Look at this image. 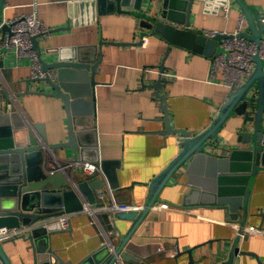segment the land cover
I'll return each mask as SVG.
<instances>
[{
	"label": "crops",
	"instance_id": "1",
	"mask_svg": "<svg viewBox=\"0 0 264 264\" xmlns=\"http://www.w3.org/2000/svg\"><path fill=\"white\" fill-rule=\"evenodd\" d=\"M84 1L6 0L4 17L30 14L36 4L38 16L51 30L71 27L40 39L42 57L46 60L53 57L47 48L94 47L113 41L128 45L104 44L102 47L103 58L95 77L96 129L95 132L90 130L89 138L93 142L96 138L102 159L120 161L116 171L119 188L113 192L117 202L142 207L149 194L148 185L179 154L184 139L181 134L165 137L159 133L165 129L164 112L161 101L156 99L157 90L151 85L156 84L160 76L156 72L145 77L143 70L156 68L161 71L160 67L164 66L163 73L172 74L167 80L163 79L166 84L160 94L166 97L172 128L188 130L192 135L203 132L213 123L230 92L218 81H210L211 58L186 48L169 46L159 35L141 28L140 19L133 13L97 15L94 21L87 23V12L82 8ZM244 1L259 16L264 13V0ZM148 2L145 1L144 7ZM156 4L158 0L154 2V9ZM212 10L206 13L202 2L196 5L191 29L199 33L237 32L244 14L235 0H228L227 7L220 6L217 12ZM84 20L86 23L81 22ZM246 25L245 17L243 28ZM142 36L147 40L145 46L141 43ZM0 65L3 70L0 82L14 97L13 109L18 110L29 125L44 124L50 143L66 141V112L61 100L36 94L16 97L26 90L27 80L32 79L31 59L27 56L18 58L16 52L8 50ZM30 87L33 91L44 88L42 84L35 83ZM242 125L243 117L231 119L222 129L216 145L240 147L238 131ZM216 152L222 155V152ZM93 154L90 152L81 160L96 163ZM54 156L61 163L74 161L69 149H63ZM76 170L79 171L78 168ZM187 177L180 174L165 188L161 201L153 206L128 242L127 249L144 259L146 264L221 262L239 235L240 224L229 220L225 208L182 205L183 197L190 189L184 185ZM251 185L250 216L246 227L251 236L244 240L242 235L240 249L241 252L256 254L264 263V227L257 232L255 228L260 226L261 218L253 217L264 212V170L258 173ZM97 200L100 203L101 200ZM105 201L107 204L109 199ZM131 226V222L117 219L114 213L107 211L98 215L95 224L90 214L82 211L65 221L63 227L66 231L53 235L51 243L65 261L78 263L102 246L105 233L113 234V243L119 246L122 235ZM5 247L13 264H35L33 248L28 242L17 239ZM190 250L191 254L188 253ZM236 264L259 262L251 255H240Z\"/></svg>",
	"mask_w": 264,
	"mask_h": 264
},
{
	"label": "water",
	"instance_id": "2",
	"mask_svg": "<svg viewBox=\"0 0 264 264\" xmlns=\"http://www.w3.org/2000/svg\"><path fill=\"white\" fill-rule=\"evenodd\" d=\"M145 1L85 0L82 8L87 12L86 15L83 12L87 16V23L94 21L97 15L133 13L140 19L141 28L159 35L169 46L186 48L209 58L223 51L220 46L223 39L234 37L232 34L219 33L215 38H210L204 32L191 29L196 5L202 2L206 13L211 12V9L217 12L220 6L228 5L227 0H158L155 9L156 0H149L147 7H144ZM235 1L247 19V25L239 36L260 43L264 38V25L260 16L244 0ZM5 5L6 0H0V25L4 20ZM70 29L68 25L52 29L51 33ZM8 30V26L3 27L4 32ZM32 43L38 52L45 76L42 79H28L26 90L16 97L36 94L61 100L66 112L67 140L50 143L44 124L26 123L20 112L13 109L11 95L0 82V228L26 227L52 216L80 213L84 201L92 207L100 206L97 199L105 193L107 187L113 192L119 188L116 171L120 161L102 159L96 138L93 142L89 134L96 129L95 77L103 58L102 47L104 44H127L113 41L102 42L94 47L47 48L46 51L53 57L46 60L42 57L40 37H34ZM253 61L256 67L252 76L236 92L229 94L217 118L197 135H192L188 130L172 128L166 97L160 94L166 83L159 78L156 84L151 85L157 90L156 99L161 101L164 112L165 129L159 133L165 137L181 134L184 139L179 154L148 185L149 194L142 210L119 211L115 214L117 219L129 221L132 225L122 235L115 253L111 254L109 248L102 244L78 263L65 261L58 250L53 248L51 237L66 230L60 222H52L46 228L34 229L28 237L18 238L32 246L34 263L116 264L120 258L124 264H146L144 259L127 249L128 242L153 210V206L161 201L165 188L180 174H186L188 177L184 185L190 189L183 197V206L225 208L229 220L240 224L239 235L234 239L228 254L223 255L227 256L214 264H236L240 255H251L257 258L259 264H264L256 254L241 252L240 249L242 235L244 240L251 236L250 232H246L250 216L251 183L264 170V60L256 53ZM160 70L164 72L165 67L161 66ZM52 72L54 76H51ZM31 83L42 84L44 88L33 91ZM239 116L243 117V125L238 131L241 146L220 148L216 144L222 129L231 119ZM63 149L71 150L75 161L94 152L99 172L84 176L64 164L65 172L50 174L49 170L56 167L53 155ZM216 151L222 152V155ZM253 217L261 218L260 226L255 228L260 232L264 227V212ZM16 240L0 242V264H13L5 245ZM188 253L191 254L192 250ZM190 264L195 263L191 261Z\"/></svg>",
	"mask_w": 264,
	"mask_h": 264
},
{
	"label": "built area",
	"instance_id": "3",
	"mask_svg": "<svg viewBox=\"0 0 264 264\" xmlns=\"http://www.w3.org/2000/svg\"><path fill=\"white\" fill-rule=\"evenodd\" d=\"M228 1V0H227ZM227 7V6H226ZM34 11L30 14H24V16L16 18H5L0 25V62L7 57L8 50L16 52L18 58L29 57L31 59L32 79H42L45 76L44 71L41 69L40 59L38 52L33 48L32 39L34 37H40L45 39L51 36V29L41 21L38 16L36 4H34ZM228 11V10H227ZM261 21L264 25V13L260 15ZM245 17L244 15L240 19L237 32L232 33L233 38L223 39L220 43L223 51L211 58V70H210V81L215 80L229 90L230 93L236 92L246 80H248L256 67V63L253 61V57L256 53L259 54L260 58L264 60V38L260 43H254L247 40L244 37H240L239 34L244 31L243 28ZM8 26V31L4 32L3 27ZM246 27V26H245ZM208 37L215 38L219 33L228 34L226 32L207 31L204 32ZM143 46L146 45L147 40L145 37L141 38ZM2 67L0 65V76L2 75ZM158 73L160 78L167 80L168 77H172L170 73H163L158 71L156 68H147L143 70L145 77H148L150 73ZM151 74V75H152ZM150 75V76H151ZM54 76V73H51ZM13 96V95H12ZM14 99V97H12ZM12 99V100H13ZM220 148L225 147L224 145L219 146ZM54 164L56 167L50 169L49 173L54 174L60 171L65 172L66 164L76 170L79 169L80 174L92 175L95 172H99L98 166L95 163L87 161H68L59 162L53 155ZM107 191V192H106ZM105 193L100 195L99 200L101 205L92 207L88 202L84 201L83 210L90 214L93 222L96 224L98 215L103 212H112L114 214L119 211H135L142 210L143 207L132 206L126 204H120L114 197L113 191L107 187ZM109 202L106 204V199ZM73 214L65 213V215L52 216L47 220L37 221L30 226L20 228H0V242L10 241L12 239H18L22 236L28 237L32 231L38 227L46 228L47 224L52 222H60L63 226L65 221ZM113 234L105 233V239L102 242L106 245L110 253H115L117 245L113 243ZM116 264H124L120 258L117 259Z\"/></svg>",
	"mask_w": 264,
	"mask_h": 264
}]
</instances>
